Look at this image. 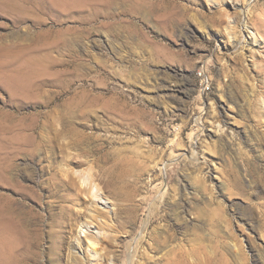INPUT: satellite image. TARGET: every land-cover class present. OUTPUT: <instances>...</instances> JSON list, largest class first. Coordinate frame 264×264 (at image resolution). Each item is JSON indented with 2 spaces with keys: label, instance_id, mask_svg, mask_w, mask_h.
I'll return each instance as SVG.
<instances>
[{
  "label": "rangeland",
  "instance_id": "rangeland-1",
  "mask_svg": "<svg viewBox=\"0 0 264 264\" xmlns=\"http://www.w3.org/2000/svg\"><path fill=\"white\" fill-rule=\"evenodd\" d=\"M74 1L0 0V161L13 156L11 180L47 200L39 186L47 162L5 145L13 137L41 143L68 124L63 155L100 188L93 200L82 192L76 207L95 205L98 219L117 223L126 203L107 182L106 157L139 154L137 223L131 235L128 224L104 228L125 245L119 261L111 253L103 264H130L153 209L176 239L150 255L179 244L191 258L218 249L233 264H264V0H174L178 13L165 27L132 10L134 0ZM76 133L88 136L78 147ZM14 192L0 182V204L20 199ZM20 203L40 209L36 199ZM174 207L186 209L177 223ZM97 228L79 218L70 251L83 257L81 229L101 237Z\"/></svg>",
  "mask_w": 264,
  "mask_h": 264
},
{
  "label": "bare ground",
  "instance_id": "bare-ground-1",
  "mask_svg": "<svg viewBox=\"0 0 264 264\" xmlns=\"http://www.w3.org/2000/svg\"><path fill=\"white\" fill-rule=\"evenodd\" d=\"M81 1L75 0L74 2L77 4ZM134 1L137 6L132 3L130 7L131 9L134 8L132 10L142 11L146 16L152 17L157 25L161 27L170 24L176 13H178V11H175V6H173L174 0ZM217 1V3L223 2V0ZM84 2L86 1L84 0ZM168 95L174 96L173 94ZM65 114L63 113V115ZM70 116L72 118V115ZM66 125L62 127L63 129L55 127L53 137L50 139L42 138L41 143L35 142L29 137L24 140L13 137L5 145L6 149L13 147V151H25L33 157L40 155L42 160L47 162L41 168V175L46 177L39 180V186L41 191L47 192L46 197L48 199L44 200V196L40 192L37 193L34 189L23 187L12 181L10 174L14 167L12 163L13 156L10 154L1 158L0 182L7 184L8 188L17 192L21 198L16 199L12 195H6L4 203L0 204V264H41V262L43 264H103L109 260L111 253L114 263L119 261L122 256L121 250L117 249V247L123 248L125 245L120 241V235H106L104 228L108 226L116 229V231H121L128 224L131 228L128 232L131 235L133 226L137 223V219L135 217L131 218L130 214L134 213L136 215V212L139 211H136V204H134V196L131 191V186H134L133 184L137 180L134 175V168L136 167L134 159L139 160V154L135 156L109 154L106 157L107 162L110 163L107 182L112 186L114 195L119 197L120 200L126 201V203L121 202L120 207L115 210V221L117 223L113 224L104 219H98L100 212L95 205L92 207L93 209L90 208L91 206L76 207L78 203L80 204L78 201L81 200L82 192L89 195V198L93 200L99 196L100 188L96 183L97 177L95 178L89 170L75 174L73 167L69 166V158L63 155L66 144L59 141L60 136L67 130L71 133L74 132L70 125ZM87 138L88 136L83 133H76V137L71 140V143L78 147L80 143L78 141ZM58 157L66 162V168L58 163ZM73 164L80 166L82 162L76 160ZM77 178L78 182L84 184L83 188L78 187L76 189ZM26 198L39 201L40 209L36 210L28 205H24L25 207L22 208L20 201ZM73 199L76 201H73ZM171 210L176 223L180 222V213L186 212V209H181L180 212L179 207L170 208ZM163 215L154 209L149 213L148 221L144 227L146 232L137 239L134 247V257L130 260V264H233V260L231 261L225 253L218 249L200 251L201 253H198L196 257L191 258L187 252L180 251L179 244L172 245L166 253L164 252L157 257L150 255V252L161 249L167 241L174 240L176 236L170 231L171 228L168 224L161 225V222H157L158 220L165 221ZM84 216L96 221L101 237L97 233H85V230L81 229L88 241L84 247L89 249L82 257L76 252L70 251L72 245L67 240V234L73 231V227L79 221V218ZM112 218L113 216L109 217V219ZM122 218L124 219L121 221ZM154 222H157L156 226H153ZM160 230H165L166 234L163 235ZM80 239L78 244L82 246ZM147 239H150L152 243L146 241ZM96 244L100 245L101 251L95 249ZM201 247L206 250L205 246ZM88 257L89 259L94 257L95 261L88 262Z\"/></svg>",
  "mask_w": 264,
  "mask_h": 264
}]
</instances>
